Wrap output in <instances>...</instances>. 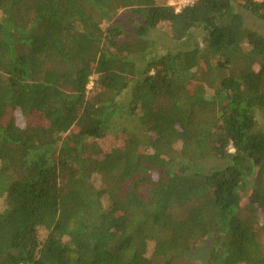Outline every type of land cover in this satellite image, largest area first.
Here are the masks:
<instances>
[{
    "label": "trees",
    "instance_id": "obj_1",
    "mask_svg": "<svg viewBox=\"0 0 264 264\" xmlns=\"http://www.w3.org/2000/svg\"><path fill=\"white\" fill-rule=\"evenodd\" d=\"M158 1L0 0V264H264V37Z\"/></svg>",
    "mask_w": 264,
    "mask_h": 264
},
{
    "label": "rangeland",
    "instance_id": "obj_2",
    "mask_svg": "<svg viewBox=\"0 0 264 264\" xmlns=\"http://www.w3.org/2000/svg\"><path fill=\"white\" fill-rule=\"evenodd\" d=\"M195 0H159L158 2H161L162 4H166L168 6L173 7L176 11H179L183 7L190 5L194 2ZM233 6L235 10L240 13L245 22V26L249 28L250 30H253L260 34L261 36L264 37V23L258 19L257 17L249 14L246 12L243 8V1L242 0H232ZM120 12H118L114 18H116L119 15ZM105 26V24H103ZM149 38L152 40V42L155 44L157 52L162 53L166 52L167 50H173L174 49V41L171 39L170 34H169V29L168 26L165 24H162L158 26V28L153 31L150 35ZM194 38L197 40L200 37L196 34ZM92 84L89 85V89ZM264 118V113H260L259 115V121L263 124V119ZM17 122L22 125V117L17 115ZM246 202V201H245ZM1 204V202H0ZM1 206V205H0ZM209 241H207L206 244L200 245L195 252L191 255V259L195 260L197 263H200L204 261L205 259V249L208 248Z\"/></svg>",
    "mask_w": 264,
    "mask_h": 264
}]
</instances>
